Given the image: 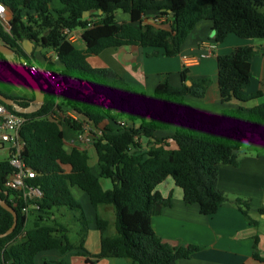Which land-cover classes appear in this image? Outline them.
<instances>
[{"label": "trees", "instance_id": "16d2710c", "mask_svg": "<svg viewBox=\"0 0 264 264\" xmlns=\"http://www.w3.org/2000/svg\"><path fill=\"white\" fill-rule=\"evenodd\" d=\"M55 1L0 0L12 14L9 30L0 20V44L11 48L20 58H33L39 63L44 54L37 59L28 55L22 45L24 40L44 50H54L59 63H50L49 67L59 73L63 84L57 95L36 77L45 99L42 107L32 113H19L0 101L11 113L26 120L20 133L25 142L23 157L37 173L34 184L44 193L40 214L33 218V228L27 229L20 203L14 207L10 202L12 192L5 188L13 168L8 160L0 161L1 197L18 213L13 233L0 238V264H38L36 258L40 253L56 251L64 256L83 248V240L79 245L71 242L68 227L56 216L57 210L66 208L80 213L84 219L82 206L71 190L75 187L87 194L95 210V224L101 233V251L94 256L97 259H125L128 264H178L200 250L194 245L173 248L153 230L151 219L156 207L171 205L170 198L156 191L169 177L183 190L184 202L198 204L202 214L213 215L230 203L239 208L248 223L255 224L247 200H230L219 188V166L239 167L243 150L257 153L262 149L258 143L264 142V103L225 108L218 115L206 114L189 104L186 97H204L210 78H191L185 68L180 86L171 84L165 74L149 95L111 68L93 67L89 58L124 46L162 48L165 57H176L201 21L213 23L217 43L224 42L230 34L264 40V0H59L61 7L52 8ZM117 11L131 14L133 23H118ZM149 12L167 16L170 28L139 27L137 24ZM65 28L84 29L81 39L85 49L66 39L62 31ZM254 56L253 47L240 46L217 57L224 103L235 100L246 104L263 97L261 91L246 93L251 85ZM0 65L23 79L32 96L1 90L0 93L23 107L33 106V89L1 53ZM67 111L76 119L60 120L59 115ZM120 119L129 126L121 127ZM105 121L108 123L103 135L93 143L100 168L97 177L87 151L66 148L62 127L65 124L79 132L84 123L99 128ZM171 130V134H164ZM136 138L142 143H137ZM63 166H70L71 171L65 172ZM100 178L109 179L112 189L105 190ZM100 206L114 208V235L109 233V221L98 212ZM46 221L53 224L47 225ZM13 222V216L0 206V235ZM253 257L263 260L258 238ZM55 264L68 262L59 260Z\"/></svg>", "mask_w": 264, "mask_h": 264}, {"label": "crops", "instance_id": "0c3cea01", "mask_svg": "<svg viewBox=\"0 0 264 264\" xmlns=\"http://www.w3.org/2000/svg\"><path fill=\"white\" fill-rule=\"evenodd\" d=\"M8 16L10 19L12 18L10 11ZM116 20L118 23H133L132 15L121 11L116 12ZM137 25L142 28L153 25L169 29L171 23L167 16L149 12L142 17ZM75 45L79 49H85L82 39ZM240 46H251L255 51V56L251 60V85L246 93L253 94L261 91L263 97L246 104L235 100L224 103L218 81L217 57L229 54ZM42 51V48L39 49L38 54L35 55L36 59L39 58ZM25 52L31 55L30 51L25 50ZM163 52L162 48L157 47L124 46L118 49H107L100 55L91 56L89 62L93 67L113 69L137 90L151 95L165 74H168L171 84L180 86L181 72L186 68L183 58L196 57L199 60L198 63L186 68L189 70V76L194 79H211L204 97H186V101L199 111L218 115L225 108H236L239 105L254 107L264 103V40L242 39L235 34H230L224 42L217 43L213 23L201 21L182 45L181 53L178 56L165 57ZM8 94L18 95L13 90ZM107 123L105 121L101 125ZM65 127L73 131L63 124L62 128ZM69 144L66 142L65 135L66 148ZM258 145L262 149L257 153L249 150L242 152V161L239 167L224 164L219 166V188L228 195L230 200L236 198L247 200L251 206L250 217L255 221V224L248 223L239 208L230 203L222 205L213 215L202 214L198 204L187 205L184 202L183 190L175 184L171 177L157 186L156 191L164 198H170L171 205L161 207L159 214L152 216L151 224L154 232L163 243L173 248L191 245L200 248L191 258L181 259L178 264H264V142L258 143ZM76 148L88 152L92 172L99 177L100 168L94 145L78 144ZM93 149L96 160L91 152ZM9 154V146L0 145V161L8 160ZM63 168L67 173L71 171L70 166H63ZM103 188L105 187L103 186ZM106 189L109 190V188ZM78 197L83 198V194H78ZM89 204L95 228L92 229L93 231L91 230L93 233L91 237L90 232L88 233L86 244L85 241L83 242V248L75 249L64 256L56 251L40 253L36 258L38 264H55L59 260H66L68 264H128L125 259H97L94 257L101 251V233L96 227L95 210L90 200ZM61 209L57 210V217L58 214L60 215ZM98 212L101 217L109 221L110 227L115 228V211L112 206H100ZM109 233L114 235L115 229H109ZM256 238H258V250L262 261L253 257Z\"/></svg>", "mask_w": 264, "mask_h": 264}, {"label": "built area", "instance_id": "2783aa9c", "mask_svg": "<svg viewBox=\"0 0 264 264\" xmlns=\"http://www.w3.org/2000/svg\"><path fill=\"white\" fill-rule=\"evenodd\" d=\"M0 20L6 30H9V21L11 20L8 16L9 10L0 4ZM63 34L68 41L76 44L81 39V35L84 29L79 28L76 30L63 29ZM44 59L42 63L37 60L30 58L24 59L23 66L35 77H39L43 83L59 95L63 90V84L58 76L59 73L53 71L50 67V63H59V58L54 50H48L44 54ZM196 57H185L183 58V64L186 68L194 66L198 63ZM55 117V116H54ZM72 117L75 115L67 111L66 113H61L59 115L60 120L64 118ZM56 119L58 117H55ZM25 118L11 113L3 104L0 103V145H8L10 154L8 161L13 168L12 173L7 177L5 181V188L12 192L10 197V202L15 206L20 203L21 213L26 218V227L30 219L36 217L40 214V203L43 199L44 193L42 189L34 184V180L37 178V173L27 162L26 158L23 157V152L25 148V142L21 137V130L25 123ZM118 124L121 127L129 126L126 120L120 119ZM105 125H100L99 128L93 127L91 124L84 123L82 130L76 132L77 142L71 141V145L76 147L78 144L91 145L96 139L103 135ZM137 143H142V140L136 138Z\"/></svg>", "mask_w": 264, "mask_h": 264}, {"label": "rangeland", "instance_id": "374dc122", "mask_svg": "<svg viewBox=\"0 0 264 264\" xmlns=\"http://www.w3.org/2000/svg\"><path fill=\"white\" fill-rule=\"evenodd\" d=\"M51 6H52V8H59V7H61V3L59 0H56ZM22 45H23L24 50L30 51L31 54H33L34 56L36 54H38L39 49H41V47L35 45V43H33L30 40H24ZM47 52H48V50L43 49L42 54H46ZM0 90L3 91L4 93H8L9 91L13 90L14 92H16L18 94V96H25V97H31L32 96V91L28 86H26L24 80L21 79L19 76H17L12 71L2 68L1 65H0ZM64 130H65V135H66V142L70 143L71 140H74L75 142H77L76 132L70 131L66 127L63 129V131ZM171 131H167L164 134H169V132H171ZM68 134H70V135H68ZM68 136H69V138H68ZM67 148L68 149L73 148L71 143L67 146ZM244 151H246V150H243L242 152H244ZM91 152L94 155V159L96 160L95 150L93 149ZM242 152H241V154H242ZM101 182L105 188H109V189L112 188V183L109 179L102 178ZM71 190H72V193L75 196V198L79 201V203L82 206L84 219H82V216L80 213L70 211L66 208L61 209V211H60L61 213H60V215L58 214L57 219L60 222H63L68 227L69 238H70L72 243L78 245L83 240V241H85V244H86V238L89 235L88 233L90 232V237H91L93 235L92 229L95 228L94 227L95 225H94L93 213L90 210L91 207H89L90 204H89V199H88L87 194H85L84 192H82L81 190H79L76 187L72 188ZM78 194H83V198L78 197ZM45 223L47 225L53 224L52 221H46ZM33 224H34V220L30 219L28 222V225H27V229H32ZM92 224H93V227H92ZM110 229H115V228L110 227ZM88 249H90V248L88 247Z\"/></svg>", "mask_w": 264, "mask_h": 264}, {"label": "water", "instance_id": "95a60500", "mask_svg": "<svg viewBox=\"0 0 264 264\" xmlns=\"http://www.w3.org/2000/svg\"><path fill=\"white\" fill-rule=\"evenodd\" d=\"M88 15V13H86ZM27 42V41H26ZM0 53L5 56V58L9 61L11 66L27 81V83L30 85V87L33 89L34 94H35V100L33 103V106L30 107H23L21 106L18 102H16L14 99L9 98L2 93H0V101L4 103L6 106L13 107L17 112L19 113H32L37 110H39L45 99V94L43 91V88L41 84L37 81L36 77L32 75L24 66H23V58L18 57L15 52L5 46L0 44ZM188 85H191V82H188ZM3 192V189L0 184V206L8 211L12 216H13V225L12 227L4 234L0 235V238L6 237L13 233L15 228L17 227L18 224V213L15 210V208L1 197V193ZM5 195H8V192H4ZM159 206L156 207L155 215H158L160 212Z\"/></svg>", "mask_w": 264, "mask_h": 264}, {"label": "snow or ice", "instance_id": "6c2138e0", "mask_svg": "<svg viewBox=\"0 0 264 264\" xmlns=\"http://www.w3.org/2000/svg\"><path fill=\"white\" fill-rule=\"evenodd\" d=\"M0 11H3V9H2V8H0Z\"/></svg>", "mask_w": 264, "mask_h": 264}]
</instances>
